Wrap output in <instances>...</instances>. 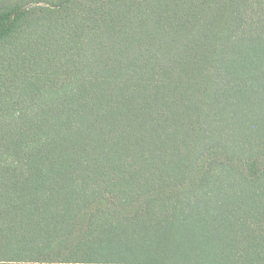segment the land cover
Here are the masks:
<instances>
[{
    "label": "trees",
    "instance_id": "1",
    "mask_svg": "<svg viewBox=\"0 0 264 264\" xmlns=\"http://www.w3.org/2000/svg\"><path fill=\"white\" fill-rule=\"evenodd\" d=\"M0 264H264V0H0Z\"/></svg>",
    "mask_w": 264,
    "mask_h": 264
}]
</instances>
